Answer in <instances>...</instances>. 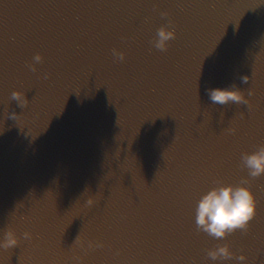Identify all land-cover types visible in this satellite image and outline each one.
<instances>
[{
	"label": "water",
	"instance_id": "obj_1",
	"mask_svg": "<svg viewBox=\"0 0 264 264\" xmlns=\"http://www.w3.org/2000/svg\"><path fill=\"white\" fill-rule=\"evenodd\" d=\"M261 145L264 0H0V241L19 238L0 264H264V173L242 159ZM242 181L249 226L199 229V196Z\"/></svg>",
	"mask_w": 264,
	"mask_h": 264
},
{
	"label": "clouds",
	"instance_id": "obj_2",
	"mask_svg": "<svg viewBox=\"0 0 264 264\" xmlns=\"http://www.w3.org/2000/svg\"><path fill=\"white\" fill-rule=\"evenodd\" d=\"M161 14L167 15L168 13L163 11ZM171 23L169 21L168 24H162L158 27L154 40L156 47L166 49L169 40L175 37V29L168 26ZM112 51L114 56L120 59L125 57L123 49L113 48ZM42 59V54L36 52L34 61H41ZM31 66L33 70H36L35 62ZM249 78L248 74L242 76L244 81H248ZM208 92L212 100L220 103H226L229 100L248 103L243 90L237 86L215 85L209 88ZM252 94L253 91L249 89L248 95ZM12 97L20 101L21 97H25V94L20 89H14ZM231 131H235V129L233 128ZM242 159L247 165L251 176H259L264 173V145L251 152L243 153ZM91 202L90 200L89 203ZM195 211L197 227L210 235L220 238L237 229L244 230L249 226L256 212V199L247 182L242 181L238 184L222 182L208 188L199 196ZM23 236L25 239H31V232L26 229ZM18 239L15 232L9 230L5 233V239L0 241V243L5 246H11L17 244ZM88 246H102V242L88 241ZM234 254L228 243H221L208 249V255L213 260L227 258ZM238 258L244 260L245 254L241 252Z\"/></svg>",
	"mask_w": 264,
	"mask_h": 264
}]
</instances>
